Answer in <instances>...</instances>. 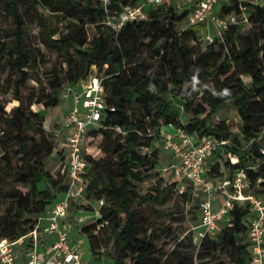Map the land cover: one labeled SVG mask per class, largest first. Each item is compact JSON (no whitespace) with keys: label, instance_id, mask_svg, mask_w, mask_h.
Wrapping results in <instances>:
<instances>
[{"label":"trees","instance_id":"16d2710c","mask_svg":"<svg viewBox=\"0 0 264 264\" xmlns=\"http://www.w3.org/2000/svg\"><path fill=\"white\" fill-rule=\"evenodd\" d=\"M21 2L36 15L41 45L65 66L63 75L54 69L50 72L47 88L42 87L37 96L34 91L23 95L26 83L38 78L29 72L36 55L25 41ZM138 2L112 0L105 14L96 0H0L13 24L7 38L0 37V74L12 66L19 75L13 81L18 105L7 112L0 100V240L14 243L22 239L31 247L29 234L38 229L41 218L68 187L66 151L53 143L42 117L30 104L56 108L63 84L77 88L95 68L102 79L106 108L85 137L88 174L83 202L98 208L92 220L76 222L92 258L100 262L106 252L113 264H252L248 207L233 204L229 222L220 224L212 236L199 235L200 196L188 182L168 183L158 177L154 172L157 150H141L162 139L163 126L210 137L237 162L231 163L223 154L213 155L207 175L215 179L243 170L248 182L245 191L264 197V6L239 0L221 5L220 16L245 7L247 23L230 26L221 38L207 44L195 26L177 28L189 10L169 3L146 9L145 19L127 22L117 32L106 25L107 16H116ZM65 21L70 23L63 32L58 24ZM87 26L95 30L90 39ZM195 41L206 45L194 52L190 43ZM143 54L150 62L141 59ZM198 97L200 102L195 103ZM175 100L190 114L185 123ZM226 103L240 119L241 139L232 135L226 120H212ZM51 157L57 158L55 170L47 167ZM151 176L158 177L157 181L141 193L137 183ZM170 201L173 208L188 206L195 213L194 225L184 237L175 239L167 256H160L157 229L167 235L173 231L148 221L141 207L170 217L161 210ZM83 202L72 201L70 214L84 210Z\"/></svg>","mask_w":264,"mask_h":264},{"label":"built area","instance_id":"2783aa9c","mask_svg":"<svg viewBox=\"0 0 264 264\" xmlns=\"http://www.w3.org/2000/svg\"><path fill=\"white\" fill-rule=\"evenodd\" d=\"M103 8L104 13L112 4V0H96ZM169 0H145L148 8L162 7ZM219 0H196L194 8L189 12L186 24L181 29L201 26L205 29L202 38L207 44L214 42L215 37L221 38L223 33L232 25L247 23V9L240 6L238 13L220 16L216 10ZM256 5L264 6V0H257ZM146 18L144 6L125 7L116 16H107L106 25L113 31H119L127 22L143 20ZM211 31L213 33H211ZM95 68L87 79L81 82L80 88H66L71 95L72 106L64 120L66 130L64 150L66 151L67 190L48 211L46 234L53 235L47 256L42 258L32 251L25 264H91L84 260L79 252L82 245V234L75 239L68 238L69 226H63L67 219L72 201L83 200L85 177L88 163L84 158V145L87 131L98 125L102 113L106 108L102 79L95 74ZM264 138V131L261 132ZM222 144L207 136H198L184 131L173 134H163L161 149L170 152L174 158L163 171L170 174L174 180L190 183L193 191L200 196L198 211L200 220L196 228L199 235L210 236L217 232L220 224L229 222V211L233 204L248 207L247 241L250 244L252 264H264V197L246 192L248 185L243 170L225 173L222 177L212 179L207 175L206 167L213 155L223 154ZM264 154V149L261 150ZM231 163L237 159L227 155ZM221 193L223 200L219 208L214 209L213 203L216 195ZM42 219V218H41ZM41 221V220H40ZM78 224L83 223L82 218L76 219ZM37 229L29 237L32 242L37 241ZM21 240V239H20ZM18 240V241H20ZM16 241V242H18ZM7 240H0V264H18L14 244Z\"/></svg>","mask_w":264,"mask_h":264},{"label":"rangeland","instance_id":"374dc122","mask_svg":"<svg viewBox=\"0 0 264 264\" xmlns=\"http://www.w3.org/2000/svg\"><path fill=\"white\" fill-rule=\"evenodd\" d=\"M19 9H20V12L23 18L26 44L29 48L35 50L34 54L36 55V60L34 64L32 65V68L30 69L29 72L30 74H32V76H34L35 78H38V80L36 81L31 80L26 83V86L23 89V95L26 96L31 91H34L37 96V93L38 94L41 93L43 88H47V81L50 78V72H52V70L54 69L56 71H59L63 75L65 66L61 64V61H62L61 58H58L57 56L53 54V52L47 50L43 45H41L39 38H38V27H37L36 15L28 9V6L26 5V3L21 2L19 4ZM186 20H187V15L181 21V23L177 25V28L181 29L186 24ZM69 23L70 21L61 22L58 24V26L63 32H65L66 31L65 26ZM12 28H13V24L11 22V18L7 16L4 8L0 7V37L7 38L6 36H8ZM195 29L198 31V35L202 37L204 29L201 26H195ZM86 31H87V37L89 39L95 35L94 28L90 26L86 27ZM211 33L213 32L211 31ZM190 45L193 46V51L197 52L199 49L204 48L206 43L204 41H201V43H197L195 41V42L190 43ZM141 59H148V57L146 54H143L141 56ZM148 61L150 62L149 59ZM18 76L19 75H18L16 68L12 66H7L6 68H4V70L0 74V100L2 101L4 105V109L7 112L18 105V102L15 99V95L13 93V81ZM64 94H66L65 84H63L62 90L60 93V99H61L60 104L56 108H44L41 104H38L35 102H32L30 104V109L33 112L38 113L42 117L44 129L46 130L47 133L51 135L53 143L57 144V146L59 147H60V144L63 142L62 141L63 132L61 130V127H62L61 122L65 115L64 111H65L66 106L62 104L61 102L64 98ZM198 102H200L199 97L195 99V103H198ZM179 104L181 103L178 100H175V108L177 110H180L181 112L180 120L182 123H185L188 117L190 116V114L182 111V109L179 108L178 106ZM220 119L226 120L232 135L238 136L239 139H241V135L239 133L240 119L230 103H226L222 107H220L218 112L212 118L214 122H217ZM160 141L161 140L153 142L150 149L148 150L142 149L141 151L142 153H148L150 150H157L158 158H157V163H156L154 172L158 174L157 175L158 177L160 176L164 177L168 183H171L174 180L173 177L167 172L163 171V169L171 162V159L169 157V154L165 153L161 149ZM241 146L243 149H246L247 145L244 142H242ZM223 156H222L223 158H227V156L224 153H223ZM211 161L212 159H210L209 162ZM47 167L55 170L57 168V158L51 157L47 161ZM87 174H88V171L86 172V175ZM158 177L151 176V178L145 179L141 183H137V186L140 192L144 193L147 188L152 186L157 181ZM180 182L187 183L184 180ZM3 190H6V187H4ZM78 202L80 204V202H83V200H79ZM172 203L173 202L170 201L164 207L161 208V210H163L164 212L170 213V217L152 214L148 207L144 205L143 207H141L142 208L141 212L142 214H144V216L148 218V221L154 220L157 222V225L159 226V228L165 227L173 231L172 235H167L166 233H161L160 232L161 229H157L156 234H160L161 236L159 240L160 256L161 255L167 256L168 253L172 250V246L175 243V239L177 237H181V238L184 237L186 235L185 233L191 230L194 225L193 222H194L195 213L190 211L188 206L183 205V204L179 205V207L173 208ZM82 204L85 205L86 203L83 202ZM193 204H196V202H194ZM2 207L3 206L0 205V210L2 209ZM97 208L98 206L96 204H91V206L89 205L88 207L85 205V209L83 210V212L97 210ZM79 215H82V214H79ZM94 217L88 218L87 221L92 220ZM181 231H184V234H180ZM191 238H192L193 244H196L197 243L196 236L194 234H191ZM80 251L83 255L84 260L89 261L91 264H99V262L95 261L92 258L89 252L88 243L83 236H82V245H81ZM100 262L101 264H113L112 260L107 256L106 252H102L100 256Z\"/></svg>","mask_w":264,"mask_h":264},{"label":"crops","instance_id":"0c3cea01","mask_svg":"<svg viewBox=\"0 0 264 264\" xmlns=\"http://www.w3.org/2000/svg\"><path fill=\"white\" fill-rule=\"evenodd\" d=\"M239 1H245V0H239ZM246 1H252L255 2L257 0H246ZM169 4L175 5L176 8L180 9V10H184V9H188L189 12L194 8L196 0H169L168 2ZM223 4H230V0H219L217 6H216V10L218 11L220 6ZM137 6H144L145 9H148V7L145 5V0H139ZM188 12V14H189ZM187 14V16H188ZM203 28V27H202ZM204 29V28H203ZM205 31V29L203 30ZM80 88V85L78 86V89ZM62 104H64L66 106L65 108V115L64 118L62 120V127L61 130L63 132V139H62V143L60 144L61 147L64 148V141H65V136H66V130L63 128V123L64 120L72 106V99H71V95L66 91V94H64V98L61 102ZM180 108V106H179ZM161 131V135L163 134H173L175 133L177 130H175L173 127L171 126H163L160 128ZM162 140V139H161ZM161 142V141H160ZM161 147V144H160ZM165 153L169 154V157L171 159V162L174 160L172 154L170 152H166ZM223 200V195L221 193H218L216 195L215 201L213 203V207L214 209L219 208L221 202ZM78 202V201H77ZM81 203V202H80ZM50 210V209H49ZM48 210V211H49ZM48 211L46 212V214L42 217L38 229H37V241L36 242H32L31 247L27 246V244L23 243V240L21 239L20 241L16 242L14 244V251L17 255V263L18 264H25V261L28 257V255L32 252L35 251L37 252L42 258H45L47 256L48 250L50 248V245L54 239L53 235L50 234H46L44 232V229L47 225V218H48ZM76 212V213H75ZM74 212V216L70 214L67 217V219H65L62 224L63 226H71L70 230L68 231V238L70 240H73L76 238V236L80 235L78 233V228L76 226V219L78 218H82L85 221L88 220V218L90 217H94L96 214V210L93 211H89V212H83V210H76ZM82 214V215H79ZM81 247L79 248V252L82 255L81 251H80ZM83 257V255H82ZM99 264H101V262H99Z\"/></svg>","mask_w":264,"mask_h":264}]
</instances>
